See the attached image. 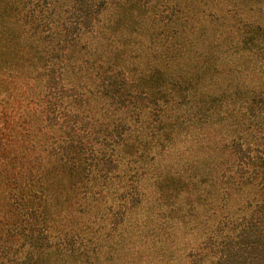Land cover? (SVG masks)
Here are the masks:
<instances>
[{"label": "trees", "instance_id": "16d2710c", "mask_svg": "<svg viewBox=\"0 0 264 264\" xmlns=\"http://www.w3.org/2000/svg\"><path fill=\"white\" fill-rule=\"evenodd\" d=\"M230 2L264 12V0ZM106 6L0 0V264L137 263L134 239L159 220L162 237L165 198L179 195L185 205L170 209L182 214L173 237L189 226L184 251L153 246L155 264H264V84L243 90L217 83L219 72L206 77L170 65H147L136 89L113 69L71 84L65 55ZM263 28L242 32L254 33L264 70ZM229 33L243 39L236 26ZM230 46L221 44L209 61ZM213 120L218 136L199 175L159 170L155 161L173 139L167 132ZM148 173L154 195L142 189Z\"/></svg>", "mask_w": 264, "mask_h": 264}, {"label": "rangeland", "instance_id": "374dc122", "mask_svg": "<svg viewBox=\"0 0 264 264\" xmlns=\"http://www.w3.org/2000/svg\"><path fill=\"white\" fill-rule=\"evenodd\" d=\"M220 15L224 17L223 25L216 18ZM257 23L264 26V12L257 14L248 6L234 7L230 0H150L148 4L141 0H107V6L95 29L84 34L80 43L66 53L65 70L69 79L76 80L71 84L83 83L89 75L94 78L96 73L110 69L121 71L136 89L142 82L147 65H157L161 69L170 65L168 69L172 72L182 69L206 77L212 72H219L216 73L219 76L217 83L238 85L243 90L253 89L257 84H264V70L259 63L263 54L254 48L258 44L250 41L254 33L250 32L244 37L245 33L242 31L244 26H254ZM229 26L240 28L243 39H238L236 34H223ZM263 31L260 38L263 36L264 39ZM237 42H240L238 47L235 46ZM221 44L231 45L229 52L210 62L211 52L218 54L223 51ZM238 50L241 52L236 54ZM221 73L224 75L221 76ZM78 83L75 85H79ZM217 124L213 120L189 127L177 125L171 132H167L173 139L167 145V152L160 154L155 161L160 162L159 170H171L176 174L187 171L195 176L193 169H196V175H199L204 162L208 160L213 139L218 136ZM202 159L204 161L199 163ZM194 162L197 165L194 166ZM150 173L146 175L147 179L141 181L142 189L154 195L155 191L151 189L148 179ZM171 183L178 188L176 181ZM189 190L194 191L195 195L196 188L193 184ZM179 201L185 205V196L165 198L167 206L162 212L163 221L167 220L169 224L164 226V232L160 231L162 237H159L157 231L159 220L157 226L143 231L134 239L130 251L135 247L141 254L140 260L134 264H155L157 260L153 246L164 252L167 247L173 246L177 251H184L181 238L189 232V226L173 237L175 228L172 221L182 214L172 213L170 209V204L176 205ZM146 207L141 211L142 214L148 213L149 208ZM184 213L192 218L193 211L189 212L184 208ZM176 262H179V258ZM122 263L120 259L115 262Z\"/></svg>", "mask_w": 264, "mask_h": 264}]
</instances>
